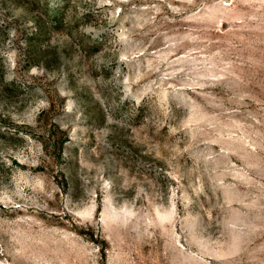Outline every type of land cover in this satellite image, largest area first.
I'll use <instances>...</instances> for the list:
<instances>
[{"label": "rangeland", "instance_id": "obj_1", "mask_svg": "<svg viewBox=\"0 0 264 264\" xmlns=\"http://www.w3.org/2000/svg\"><path fill=\"white\" fill-rule=\"evenodd\" d=\"M0 264H264V0H0Z\"/></svg>", "mask_w": 264, "mask_h": 264}]
</instances>
